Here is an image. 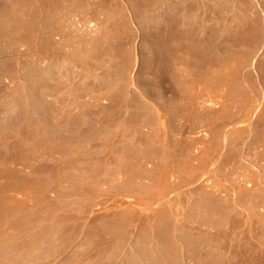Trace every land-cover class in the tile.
<instances>
[{"label": "rangeland", "instance_id": "374dc122", "mask_svg": "<svg viewBox=\"0 0 264 264\" xmlns=\"http://www.w3.org/2000/svg\"><path fill=\"white\" fill-rule=\"evenodd\" d=\"M0 264H264V0H0Z\"/></svg>", "mask_w": 264, "mask_h": 264}]
</instances>
